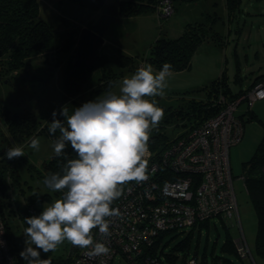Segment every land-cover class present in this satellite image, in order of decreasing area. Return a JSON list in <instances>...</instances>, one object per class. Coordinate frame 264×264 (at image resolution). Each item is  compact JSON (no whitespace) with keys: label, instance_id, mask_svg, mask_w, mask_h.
<instances>
[{"label":"rangeland","instance_id":"1","mask_svg":"<svg viewBox=\"0 0 264 264\" xmlns=\"http://www.w3.org/2000/svg\"><path fill=\"white\" fill-rule=\"evenodd\" d=\"M118 1L104 0L102 9L108 10L110 5ZM225 1L174 0V11L166 17L161 16L157 9L133 16H115L103 33L104 42L98 49V54L103 53L109 57V66L97 67L74 98H64L61 68L73 59L71 55L75 51L81 29L93 24L102 9L79 5L73 0H37L39 17L51 25L50 48L43 53L31 54L22 68L15 73H8L7 79L2 80L3 76L0 77V100L10 114L30 111L40 120L41 125L51 123L53 110L57 112L56 119L63 121L64 117L60 115L62 107H79L109 90L119 93L123 77L130 76L141 65L151 64L147 59L149 47L156 37H176L187 22L205 21L206 13L214 15V12L218 15L215 23L217 30L223 35L221 44L207 41L200 43L192 53L188 68L170 71L164 96L151 99H155L163 112L168 110V106L177 108L179 105L180 108L185 106L183 104L188 99L203 98L206 90L203 87L217 78L225 80L231 93H236L246 88L257 74L264 72V0H237V8L229 14ZM116 48L132 58L131 67L120 68L115 62ZM112 70H122L123 75L115 79L107 89L94 91L101 85V79H105L106 75L103 77V74ZM244 108L243 102L236 113H241ZM252 109L255 115L248 120L244 118L243 135L239 142L229 147L228 153L238 218L231 216L227 226L218 217H212L207 227H186L162 234L160 247L164 252L165 264H188L189 258H194L196 264H249L223 249L222 244L227 233L234 240L241 230L253 251L256 216L239 176L242 173V162L250 157L264 133V98L254 101ZM189 123V120L175 118L169 122L164 121L160 129L168 138H173ZM34 136L40 140L39 151L27 147L31 139L18 144L24 148L26 155L20 157L16 167L17 180L11 181L7 197L9 204L5 206V213L9 208L14 210L8 220L17 241L20 258L26 240L23 235L25 226L20 218L27 205L30 203L31 208L36 210V213L27 210L30 216L39 215L44 203L56 199L54 195L51 198L46 195L48 192L52 194V191L43 184L45 175L42 172L43 162L53 153V139L45 131ZM73 247L65 241L55 252H50V256L56 259L72 255ZM168 251L173 254L171 260L166 258L165 253ZM254 258L257 264H264V260L255 254ZM115 264L127 263L120 258L115 260Z\"/></svg>","mask_w":264,"mask_h":264},{"label":"clouds","instance_id":"2","mask_svg":"<svg viewBox=\"0 0 264 264\" xmlns=\"http://www.w3.org/2000/svg\"><path fill=\"white\" fill-rule=\"evenodd\" d=\"M171 68L167 62L159 70L141 65L122 78L119 93L109 90L79 107H62L63 121L53 110L48 132L54 137V156L63 163L43 184L60 196L44 203L39 215L24 218L26 240L20 256L26 264H47L41 253L55 252L65 241L86 249L90 257L111 254L104 241L111 236V218L120 215L112 205L122 196V185L147 179L149 134L164 116L151 98L164 96ZM69 145L74 155L66 151ZM27 147L39 151V138L32 137ZM4 155L12 160L26 153L13 146ZM93 229H98L99 239H94Z\"/></svg>","mask_w":264,"mask_h":264},{"label":"trees","instance_id":"3","mask_svg":"<svg viewBox=\"0 0 264 264\" xmlns=\"http://www.w3.org/2000/svg\"><path fill=\"white\" fill-rule=\"evenodd\" d=\"M73 1L79 5L96 9H102V5L104 3V0ZM159 1L160 0H119L116 4L110 5L108 10L102 9V11H108L114 16H133L144 11L157 9L156 7ZM173 1L174 0H172V3ZM181 1L194 2L197 0ZM225 4L227 13L229 14L237 8L238 1L226 0ZM215 13L216 12H214V15L206 13L205 21L187 22L183 31L176 37H156L150 44L147 58L148 61L153 64L157 70H159L165 62L171 64V70L188 68L190 66L192 53L200 43L207 41L215 44H221L223 41V35L217 30V25L215 24L218 18V15ZM51 38V25L39 17L37 0H0V77L3 76L2 80L7 79L8 73H15L18 69L22 68L31 54L48 51L50 48ZM76 45L74 48L75 50ZM115 52V62L120 68L132 66L133 60L129 55L121 53L119 48H116ZM73 54L71 55L72 58ZM108 58L109 57L103 53L98 54L95 60L86 62L79 67H73V59L66 62L61 68L64 98H74V96L81 91L85 80L97 67L100 65L109 66ZM105 75V79H101L104 84L100 82L101 85L97 86L94 91L107 89L114 81H116L115 79H118L121 75H123V71L112 70L111 72H105L103 77ZM263 76L264 73L257 76L254 81ZM203 88L206 89L205 96L203 98L188 99L185 104H183L185 106L180 108L178 107L179 105L177 108L168 106V110L164 112V116L158 127L150 131L148 148L155 156L159 154L168 140L171 139L168 138L167 135L160 129V126H162L164 121L169 122L175 118H183L189 120L190 123L188 125H195L205 117L214 113L216 107L212 102L218 93L233 97L242 90L240 89L236 93H231L229 86L222 78L213 80ZM251 109L247 112V117H243L246 114L240 113L242 123L244 122V118L248 120L253 117ZM42 131H45L48 135H50L48 132V124L41 125L40 120H38L30 111L10 114V111L0 100V212L4 219L10 247L18 258V264H23V261L17 253V241L12 234V228L8 220V216L13 214L14 210L9 208L8 212L5 213V206L9 204L7 197L11 181L13 179L17 180L16 167L20 162V157L8 160L4 153L8 148L18 146L19 143L31 139V137L41 133ZM51 138L54 139L53 136H51ZM66 151L69 154L74 155L70 145L66 148ZM61 163H63V158L55 157L53 151L51 157L42 164L43 174L46 176L49 173L58 172L60 170ZM30 166L31 165H29V167ZM241 166L242 173L240 176H242L244 188L256 216L253 251L256 256L264 260V133L257 143L253 153L246 161L242 162ZM124 186L125 184L122 185V188ZM46 195H48L49 198H51L52 195H54L55 198H58L60 193L52 192L51 194L48 192ZM27 206L28 207L25 210L24 215L20 218L22 225L25 227H27V225L24 218L30 216L28 211L36 213V210L31 208L32 205H30V203ZM208 224L209 221L205 220L199 222L193 227H207ZM213 224H215V222H213ZM224 224L229 226L226 223ZM222 247L228 252L236 255L229 233H227L224 237ZM78 249V247H73L74 252L72 255L58 257L56 259L50 256V252L41 253V259L46 261L47 264H70ZM253 251L251 250V253L254 258ZM165 255L166 258L170 260L173 257L171 251H168ZM224 259L226 261L230 260L228 258Z\"/></svg>","mask_w":264,"mask_h":264},{"label":"built area","instance_id":"4","mask_svg":"<svg viewBox=\"0 0 264 264\" xmlns=\"http://www.w3.org/2000/svg\"><path fill=\"white\" fill-rule=\"evenodd\" d=\"M158 13L165 17L174 11L172 0H160ZM264 98V76L256 79L236 96L218 93L213 100L214 113L187 127L168 140L157 156L149 150L147 179L128 182L122 196L113 202L120 212L111 218V236L106 238L111 249L108 256H92L78 249L70 264H115L123 259L127 264H165L160 247L161 234L193 227L210 218L224 223L235 215L238 204L229 165V147L240 141L246 114L254 101ZM242 179V176H239ZM0 264H18L7 237L0 212ZM99 239L98 229L93 231ZM236 255L257 264L251 247L241 232L232 239ZM188 264H195L189 258Z\"/></svg>","mask_w":264,"mask_h":264},{"label":"water","instance_id":"5","mask_svg":"<svg viewBox=\"0 0 264 264\" xmlns=\"http://www.w3.org/2000/svg\"><path fill=\"white\" fill-rule=\"evenodd\" d=\"M115 16L108 12L98 15L93 24L83 27L80 31L76 50L73 54V67L95 60L98 56V49L103 44V33L114 21Z\"/></svg>","mask_w":264,"mask_h":264},{"label":"crops","instance_id":"6","mask_svg":"<svg viewBox=\"0 0 264 264\" xmlns=\"http://www.w3.org/2000/svg\"><path fill=\"white\" fill-rule=\"evenodd\" d=\"M107 10V9H106ZM103 12V11H102ZM105 12H108V11H105ZM109 13V12H108ZM87 26H89V25H87ZM264 72H261V73H259V74H257L253 79H252V81H250V83L247 85V87L254 81V79L255 78H257V76H260V75H262ZM245 89V88H244ZM251 114H253V116L255 115V113H254V111H253V109H251ZM253 118V117H252ZM238 215H239V212H238Z\"/></svg>","mask_w":264,"mask_h":264}]
</instances>
